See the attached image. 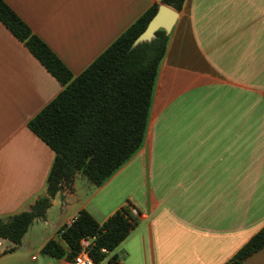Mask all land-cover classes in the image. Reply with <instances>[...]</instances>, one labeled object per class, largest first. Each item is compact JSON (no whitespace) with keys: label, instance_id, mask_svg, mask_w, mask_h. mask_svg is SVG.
I'll use <instances>...</instances> for the list:
<instances>
[{"label":"crops","instance_id":"1","mask_svg":"<svg viewBox=\"0 0 264 264\" xmlns=\"http://www.w3.org/2000/svg\"><path fill=\"white\" fill-rule=\"evenodd\" d=\"M6 1L77 75L161 0ZM62 88L0 19V218L46 193L55 151L29 121ZM128 202L125 264H227L264 226V0H186L142 147L103 184L56 194L16 249L0 238V264H72L46 243L81 209L104 222ZM240 264H264V247Z\"/></svg>","mask_w":264,"mask_h":264},{"label":"trees","instance_id":"2","mask_svg":"<svg viewBox=\"0 0 264 264\" xmlns=\"http://www.w3.org/2000/svg\"><path fill=\"white\" fill-rule=\"evenodd\" d=\"M162 3L182 12L186 0L154 3L75 75L16 10L0 0V19L63 86L29 121V127L55 151V159L46 193L21 212L0 218V238L13 243L6 252L22 243L35 219L46 217L56 194H73L79 177L92 185L103 184L142 147L170 34L160 29L152 41L136 47L133 43ZM133 207L128 202L104 222L81 209L73 222L46 243L43 254L53 260H73L83 241L90 240L88 251L96 263L125 264L115 250L140 224V214H135ZM263 247L264 226L227 264H240Z\"/></svg>","mask_w":264,"mask_h":264},{"label":"water","instance_id":"3","mask_svg":"<svg viewBox=\"0 0 264 264\" xmlns=\"http://www.w3.org/2000/svg\"><path fill=\"white\" fill-rule=\"evenodd\" d=\"M180 16V12L166 5L160 4L155 16L149 22L147 28L136 38L133 47L146 41H152L157 36V31L164 29L168 34H171Z\"/></svg>","mask_w":264,"mask_h":264},{"label":"built area","instance_id":"4","mask_svg":"<svg viewBox=\"0 0 264 264\" xmlns=\"http://www.w3.org/2000/svg\"><path fill=\"white\" fill-rule=\"evenodd\" d=\"M133 212L139 214L138 210L133 207ZM72 264H98L89 254L88 246H83L82 250L77 254V256L72 260Z\"/></svg>","mask_w":264,"mask_h":264}]
</instances>
